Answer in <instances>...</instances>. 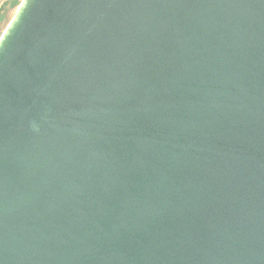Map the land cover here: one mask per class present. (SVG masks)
Segmentation results:
<instances>
[{
  "label": "water",
  "instance_id": "water-1",
  "mask_svg": "<svg viewBox=\"0 0 264 264\" xmlns=\"http://www.w3.org/2000/svg\"><path fill=\"white\" fill-rule=\"evenodd\" d=\"M0 264H264V0H21Z\"/></svg>",
  "mask_w": 264,
  "mask_h": 264
},
{
  "label": "rangeland",
  "instance_id": "rangeland-1",
  "mask_svg": "<svg viewBox=\"0 0 264 264\" xmlns=\"http://www.w3.org/2000/svg\"><path fill=\"white\" fill-rule=\"evenodd\" d=\"M21 0H5L0 11V36L14 15Z\"/></svg>",
  "mask_w": 264,
  "mask_h": 264
},
{
  "label": "crops",
  "instance_id": "crops-1",
  "mask_svg": "<svg viewBox=\"0 0 264 264\" xmlns=\"http://www.w3.org/2000/svg\"><path fill=\"white\" fill-rule=\"evenodd\" d=\"M5 0H0V11H1V7H2V4Z\"/></svg>",
  "mask_w": 264,
  "mask_h": 264
}]
</instances>
